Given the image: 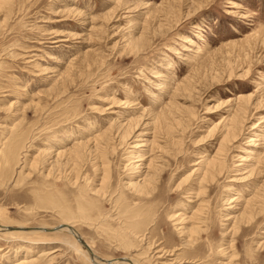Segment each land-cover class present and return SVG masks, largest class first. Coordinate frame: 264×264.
Listing matches in <instances>:
<instances>
[{
  "label": "rangeland",
  "instance_id": "374dc122",
  "mask_svg": "<svg viewBox=\"0 0 264 264\" xmlns=\"http://www.w3.org/2000/svg\"><path fill=\"white\" fill-rule=\"evenodd\" d=\"M9 144L2 226L69 224L102 261L264 264V0H0ZM82 248L0 231V264Z\"/></svg>",
  "mask_w": 264,
  "mask_h": 264
},
{
  "label": "bare ground",
  "instance_id": "6f19581e",
  "mask_svg": "<svg viewBox=\"0 0 264 264\" xmlns=\"http://www.w3.org/2000/svg\"><path fill=\"white\" fill-rule=\"evenodd\" d=\"M229 120V119H228ZM228 128V127H227ZM15 137V136H14ZM10 146V144L9 145H7V147H9ZM3 148V147H2ZM138 148V147H137ZM17 150H18V148H16V146H15V144H11V146L9 147V148H6V150H3V149H1V151H0V176L1 177H3V176H5V177H8L9 176V173H8V171L9 170H11V167H10V162L11 161H13L14 162V164H16L17 162H18V158H17ZM74 152H76V151H74ZM2 159V160H1ZM138 161H142V159H139ZM152 165L154 164V161L152 160ZM12 163V162H11ZM151 164V163H150ZM149 164V167L151 166ZM133 165V164H132ZM157 165V164H156ZM155 165V166H156ZM134 166V165H133ZM136 167V166H135ZM138 167V166H137ZM135 168V169H138V168ZM152 167V166H151ZM134 169V170H135ZM147 169H150V168H147ZM152 169V168H151ZM154 169V168H153ZM153 171H155V170H153ZM157 171V170H156ZM106 173H107V171H106ZM150 173V172H149ZM144 174H147L146 172L144 173ZM147 176H152V174L151 175H148L147 174ZM146 175H144V176H142L141 178V182L139 181V180H136V181H138V182H135L134 180V183H133V181L131 182V184H129L128 186L130 187L131 186V190H132V188H134V186H138V188H141L142 189V186L143 185H145V184H147V186L148 185H150L151 184V181H150V179L148 180V177H147ZM146 177V178H145ZM153 177V176H152ZM12 178V175H11V177L9 178V181H10V179ZM134 177H132V179H133ZM151 178V177H150ZM131 179V178H130ZM19 180V179H18ZM152 180V179H151ZM130 182V181H129ZM140 182V183H139ZM138 183V184H137ZM141 186V187H140ZM154 187V186H153ZM152 187V188H153ZM144 188V187H143ZM147 188V187H146ZM151 188V187H150ZM141 189H140V191H141ZM143 190V189H142ZM98 193V192H97ZM149 193V192H148ZM93 203V202H92ZM252 207V206H251ZM255 207V206H254ZM82 208V207H81ZM197 209V211L196 210H194V211H196L195 212V214L197 213V212H199L198 211V208H196ZM139 210V209H138ZM126 214V215H125ZM124 214V216H125V218H130V217H133L134 215H132V214H130V213H125ZM198 214V213H197ZM116 215V214H115ZM193 217V216H192ZM195 220L196 219H198V218H194ZM177 220L180 222V220H182L181 222H183L184 220L183 219H181L180 218V216H178V218H177ZM199 221L201 220V219H198ZM187 221V220H186ZM197 221V220H196ZM198 221V222H199ZM205 221V220H204ZM124 223V222H123ZM144 222H142V224H143ZM146 223V222H145ZM200 223H201V221H200ZM179 224V223H178ZM180 225V224H179ZM193 225V224H192ZM195 226V225H194ZM0 231L1 232H5V231H35V230H37V231H65V232H67L68 234H71L72 236H74L75 237V239H76V241L79 243V244H81V247H83L82 249L89 255V258H90V261L93 263V264H105V261L103 260H100V259H98L95 255H94V253L92 252V249H90V247H89V245L84 241V239L78 234V232L76 231V229H74L71 225H69V224H60V225H57V226H55V227H52V228H40V227H14V226H2V225H0ZM180 229H181V231H183V228L182 227H180ZM179 229V230H180ZM184 230H185V228H184ZM182 233V232H181ZM81 241H83V244L81 243ZM188 241V240H187ZM260 244V243H259ZM159 251H157V253H158ZM161 252H163V250H161ZM93 254V257H91V255L90 254ZM173 253L171 252V253H166L165 251L162 253V257H164V255H165V257H167V256H173L172 255ZM161 256H159L158 255V257L159 258H162ZM135 257V256H134ZM121 258H123V259H121ZM228 258V257H227ZM174 258H164V260H165V262H170V261H172ZM174 260H176V259H174ZM184 260V259H183ZM110 261H112L111 263H109V264H117V263H119V262H121V264H136V261H134V259L133 258H127V257H119V258H115V259H111ZM184 261H186V260H184ZM183 261V262H184ZM27 262V261H26ZM228 262V261H227ZM178 263V262H177ZM196 263V262H195ZM194 262H192V261H188V262H184V263H182V264H195ZM206 263V262H205ZM25 264V263H24ZM174 264H176V263H174ZM202 264V263H201Z\"/></svg>",
  "mask_w": 264,
  "mask_h": 264
},
{
  "label": "water",
  "instance_id": "95a60500",
  "mask_svg": "<svg viewBox=\"0 0 264 264\" xmlns=\"http://www.w3.org/2000/svg\"><path fill=\"white\" fill-rule=\"evenodd\" d=\"M81 243L83 244V241H81ZM91 255V257H93V254L91 253L90 254ZM121 259H123V258H121ZM112 261H110V260H105V264H109V263H111Z\"/></svg>",
  "mask_w": 264,
  "mask_h": 264
}]
</instances>
